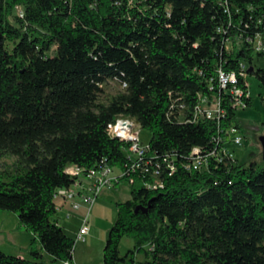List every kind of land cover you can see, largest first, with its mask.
<instances>
[{"label": "trees", "instance_id": "trees-1", "mask_svg": "<svg viewBox=\"0 0 264 264\" xmlns=\"http://www.w3.org/2000/svg\"><path fill=\"white\" fill-rule=\"evenodd\" d=\"M258 38L264 0H0V160L24 166L0 173V209L41 246L29 256L0 248V264H74L54 194L75 182L70 164L105 163L128 171L132 197L117 203L103 264H264V165L241 161L233 144L232 155L189 167L194 147L241 133V106L231 86L221 89L219 68L235 71L244 93L248 74L264 86ZM112 81L124 89L102 102ZM201 96L222 98L219 122L194 120ZM240 100L252 105L251 93ZM121 116L152 132L148 170L132 171L129 143L110 134ZM123 237L134 241L125 255Z\"/></svg>", "mask_w": 264, "mask_h": 264}, {"label": "rangeland", "instance_id": "rangeland-1", "mask_svg": "<svg viewBox=\"0 0 264 264\" xmlns=\"http://www.w3.org/2000/svg\"><path fill=\"white\" fill-rule=\"evenodd\" d=\"M21 8L16 12L21 13ZM263 63V62H262ZM252 105L238 108V118L241 124V133L244 136L243 142L235 145L241 161L258 162L264 165L260 136L264 135V86L254 74H248ZM100 95L102 102L122 91L124 88L116 81L108 82L103 87ZM209 103L211 108L217 107L218 96L211 97ZM125 119V118H124ZM123 119V120H124ZM137 128V127H136ZM140 138L143 143H148L152 132L147 128H138ZM233 144L230 143V146ZM23 164L16 156L7 155L0 160V173L14 174L22 171ZM114 173H119V169L114 168ZM129 182L125 179L116 183L115 186H108L96 198L92 209L88 213L89 232L84 240H76L77 232L83 225L86 208L73 209L71 202H65L61 198L56 199L58 211L55 217L59 218L64 231L72 237L75 243L74 262L75 264H103V251L106 244L110 227L118 217L117 203L123 202L132 197ZM75 201L81 202V197L77 196ZM132 238L123 237L120 244V252L125 255L130 248H133ZM29 246L41 248L40 242L35 238L33 232L27 227L20 225L16 212L0 209V248L10 254L29 256L26 248ZM48 257V255H46ZM138 259H143L142 254H137ZM120 264H132L129 260Z\"/></svg>", "mask_w": 264, "mask_h": 264}, {"label": "built area", "instance_id": "built-area-1", "mask_svg": "<svg viewBox=\"0 0 264 264\" xmlns=\"http://www.w3.org/2000/svg\"><path fill=\"white\" fill-rule=\"evenodd\" d=\"M247 40H252L251 37H248ZM258 48L264 47L263 42L258 38L257 40ZM241 74L246 76L245 69L247 68L246 64L241 62ZM237 73L235 71L226 72L222 68H219L218 82L221 89H228L231 86V91L235 95L236 103L235 105L246 107V104L240 100V98L250 95V90L244 93L243 89L237 85ZM213 100L205 96H201L200 102L196 107L195 111V121H199L204 117H211L216 119L218 122L222 119L225 114V110L222 107V98L218 96L217 107L211 108L209 103H212ZM125 118V119H124ZM124 119V120H123ZM137 127V128H136ZM140 125L135 121L134 118L130 117H119L117 120L108 126V130L111 135L120 138L123 141L129 143L127 148L128 158L131 159L130 169L133 171L136 168L143 167V157L150 150V144L143 143L140 138L139 129ZM232 131H238L237 128H232ZM229 133V131H227ZM244 136L242 133H236L233 136V139H218L215 145V148L209 151H203L199 147H194L191 152V163L189 167L197 169H205L208 167L210 159L212 156H216L217 152L221 155H232V153L227 151L226 145L232 144H241L243 142ZM164 161H167L170 174L175 169L172 161H168L167 157H164ZM143 169L148 170V167L144 166ZM67 174L74 178V183L69 187L58 188L55 192V198H61L66 203L71 202L73 209H79L84 206L86 208V216L82 226H80L76 240H84L86 235L89 232V224L87 215L92 209L93 204L96 201L98 195L103 191L104 188L115 185L125 178L128 174V171L119 169V173H114V167L108 163L103 164L97 168L86 169L80 167L76 164H70L66 168ZM158 174V170L154 175ZM132 182V179H129ZM155 186H162V183L155 182ZM79 196L82 201H75L74 199ZM75 264V263H74Z\"/></svg>", "mask_w": 264, "mask_h": 264}, {"label": "water", "instance_id": "water-1", "mask_svg": "<svg viewBox=\"0 0 264 264\" xmlns=\"http://www.w3.org/2000/svg\"><path fill=\"white\" fill-rule=\"evenodd\" d=\"M253 68L251 67L250 68V71H252ZM260 143H261V146H262V153H263V159H264V135H261L260 136ZM139 208L137 207L136 210H138Z\"/></svg>", "mask_w": 264, "mask_h": 264}, {"label": "crops", "instance_id": "crops-1", "mask_svg": "<svg viewBox=\"0 0 264 264\" xmlns=\"http://www.w3.org/2000/svg\"><path fill=\"white\" fill-rule=\"evenodd\" d=\"M115 186V185H114Z\"/></svg>", "mask_w": 264, "mask_h": 264}]
</instances>
